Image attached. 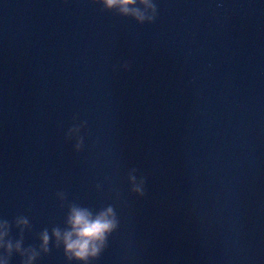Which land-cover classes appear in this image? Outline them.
Segmentation results:
<instances>
[{
  "label": "water",
  "instance_id": "water-1",
  "mask_svg": "<svg viewBox=\"0 0 264 264\" xmlns=\"http://www.w3.org/2000/svg\"><path fill=\"white\" fill-rule=\"evenodd\" d=\"M156 2L141 26L90 0H0V218L27 216L38 246L63 191L117 211L94 264H264V0Z\"/></svg>",
  "mask_w": 264,
  "mask_h": 264
},
{
  "label": "clouds",
  "instance_id": "clouds-1",
  "mask_svg": "<svg viewBox=\"0 0 264 264\" xmlns=\"http://www.w3.org/2000/svg\"><path fill=\"white\" fill-rule=\"evenodd\" d=\"M99 5L101 12L134 21L137 25H152L158 20L159 9L156 0H90ZM118 68L129 71L131 65L124 62ZM87 121L77 122L73 117L72 125L65 133V141L73 143V150L81 153L85 148V129ZM107 179V178H106ZM130 193L138 199L146 194L147 178L133 167L127 173ZM97 190L101 185H97ZM60 207L67 208L64 226L44 228L39 232V245L24 246L25 233L32 232L30 220L25 215H17L11 221L0 218V264H10L14 255L20 257V264H36L42 256L50 254L51 247L63 249L67 264H94L108 248L109 238L118 231L120 219L112 204L94 209L76 201H68L67 194L58 192ZM18 231V238H13L12 231ZM51 245V247H50Z\"/></svg>",
  "mask_w": 264,
  "mask_h": 264
}]
</instances>
